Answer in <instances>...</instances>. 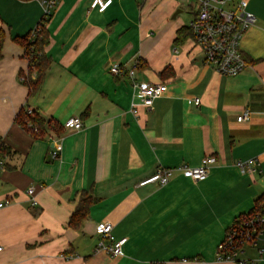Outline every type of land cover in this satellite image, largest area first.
Here are the masks:
<instances>
[{"label": "crops", "instance_id": "obj_1", "mask_svg": "<svg viewBox=\"0 0 264 264\" xmlns=\"http://www.w3.org/2000/svg\"><path fill=\"white\" fill-rule=\"evenodd\" d=\"M136 1L98 10L92 0H57L45 26L51 66L28 98L19 76L27 60L12 39L37 26L41 0H0V140L9 149L0 169V201L8 202L0 208V264H236L217 261L216 248L264 192V0H246L255 18L240 41L248 66L232 77L203 64L191 34L175 43L187 26L173 14L184 5ZM114 64L135 66V82L164 83L166 92L134 115L131 80L111 74ZM22 108L61 133L34 138L14 121ZM71 117L81 119L80 130L63 127ZM57 141L62 152L51 159ZM205 156L215 158L205 180L177 170ZM250 159L255 171L242 173L236 162ZM160 167L175 169L167 184L139 186ZM82 192L96 201L73 229ZM99 222L126 239L122 255L96 250ZM239 259L264 264L250 247Z\"/></svg>", "mask_w": 264, "mask_h": 264}, {"label": "built area", "instance_id": "obj_2", "mask_svg": "<svg viewBox=\"0 0 264 264\" xmlns=\"http://www.w3.org/2000/svg\"><path fill=\"white\" fill-rule=\"evenodd\" d=\"M57 0H41L42 15L33 32L40 29V23L51 14ZM182 5H187L192 14V19L187 28L191 33L193 45L198 48L202 55L203 64L211 67L223 76H236L247 68L240 48V41L243 34L255 23V18L247 10L246 0H175ZM111 0H92L91 9L104 10ZM135 66L125 67L114 64L109 72L118 76H128L134 89V98L138 104L131 102L132 112L138 114L137 105L144 109H150L154 101L160 98L167 90L164 83L135 82L133 79ZM195 105L200 103L199 98H194ZM248 113L245 111L237 118V121L246 120ZM63 127L66 129L80 130L83 127L78 117L68 118ZM62 152L61 141L53 142L49 151L51 159H57ZM215 163L213 156H205L200 164L195 167L182 165L177 168L181 174L194 182H200L207 178L210 167ZM4 160L0 157V169L4 168ZM258 162L254 159L238 161L236 166L242 173H252ZM173 168H158L151 176L139 183V186L146 184L165 185L174 174ZM26 193L30 196L31 205L37 202L33 197L34 189L28 188ZM8 202L0 201V208ZM112 225L109 222H99L95 227V233L99 240L96 245L97 251H104L106 254L115 257L122 255V246L126 239H115L111 235ZM254 249L259 260H264V212L256 214L243 221L235 228H229L223 240L217 245L216 260L223 262H235L236 264L253 263L251 260L239 259L244 253V248Z\"/></svg>", "mask_w": 264, "mask_h": 264}, {"label": "trees", "instance_id": "obj_3", "mask_svg": "<svg viewBox=\"0 0 264 264\" xmlns=\"http://www.w3.org/2000/svg\"><path fill=\"white\" fill-rule=\"evenodd\" d=\"M50 17V15H49ZM43 19L40 23V29L33 32H28L23 36L14 37L12 40L15 44L23 47L24 57L27 60V71L20 72V80L27 88V97L33 98L37 95L45 80L47 71L51 66V60L45 55L44 48L48 44V33L46 31V24L50 18ZM190 31L187 27L177 30L175 43H182L184 38L190 36ZM3 43V36L0 33V59L2 57L1 49ZM14 121L24 130H26L34 138H45L49 131L55 134H60L62 127L55 121L45 120L33 110L29 108H22L16 114ZM9 154L8 147L0 140V157L3 158ZM96 199L88 192H82L77 195L75 206L69 217L68 227L78 229L82 225L86 216L89 213L90 207L95 203ZM264 212V192L255 199L253 207L245 214H241L235 219L233 224L229 227L235 228L243 221ZM228 228V229H229ZM227 229V230H228ZM226 230V231H227ZM66 255V254H63Z\"/></svg>", "mask_w": 264, "mask_h": 264}, {"label": "rangeland", "instance_id": "obj_4", "mask_svg": "<svg viewBox=\"0 0 264 264\" xmlns=\"http://www.w3.org/2000/svg\"><path fill=\"white\" fill-rule=\"evenodd\" d=\"M142 1H144V0H137L136 3L140 4ZM180 10H181V12L177 14L175 19L180 26H188V24L190 23V21L192 19L191 10L187 5L182 6ZM175 19H173V20H175ZM157 25L160 28L164 27L162 22H160V21H158ZM157 33H158V29H157L156 34Z\"/></svg>", "mask_w": 264, "mask_h": 264}, {"label": "water", "instance_id": "obj_5", "mask_svg": "<svg viewBox=\"0 0 264 264\" xmlns=\"http://www.w3.org/2000/svg\"><path fill=\"white\" fill-rule=\"evenodd\" d=\"M180 12H181L180 9L176 10L175 13L173 14V17H176V15H177L178 13H180Z\"/></svg>", "mask_w": 264, "mask_h": 264}]
</instances>
